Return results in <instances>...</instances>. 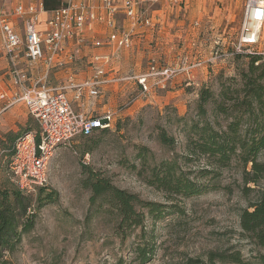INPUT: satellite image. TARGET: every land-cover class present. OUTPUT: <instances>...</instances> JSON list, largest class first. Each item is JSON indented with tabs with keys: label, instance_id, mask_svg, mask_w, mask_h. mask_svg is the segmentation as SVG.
I'll return each instance as SVG.
<instances>
[{
	"label": "rangeland",
	"instance_id": "374dc122",
	"mask_svg": "<svg viewBox=\"0 0 264 264\" xmlns=\"http://www.w3.org/2000/svg\"><path fill=\"white\" fill-rule=\"evenodd\" d=\"M167 2H149V11L178 7ZM245 2L190 0V8L183 12L185 21L187 25L191 21L199 24H192L190 33L186 31L176 38L181 52L195 55L198 51L209 59V43L214 40L219 44L212 45L221 52H231L242 26ZM193 3L196 13L189 18ZM192 36L199 42L207 41V46L197 45L193 49L189 41ZM249 61V54L240 53L207 62L191 79L186 77V84L189 81L198 84L185 87L190 95L177 105L154 98L152 103L141 101L130 107L131 96H126L117 109L125 104L127 107L112 129L58 147L50 158L46 183V191L57 192L58 199L41 207L34 204L36 226L23 235L17 251L7 254L8 264H141L138 248L153 251L151 260L145 264H239L222 261L220 256L235 251L249 264H264V246L256 245L240 226L241 212L256 202L264 189V179L258 184L247 183L238 157L221 167L202 154L191 155L189 150L190 138L194 137L192 123L203 122L204 118L214 120L209 105L207 117L197 114L200 89L207 87L218 94L223 83L242 86L243 76L249 73ZM236 95L233 93L232 97ZM184 116L186 120L182 119ZM215 118L217 126L222 128L232 119L228 114H218ZM32 125L34 129L39 127L37 120ZM163 131L173 143L163 144L160 139ZM87 153L89 157L85 158ZM259 157L264 161V153ZM168 162L179 166L206 191L183 196L152 185ZM84 166L143 200L169 208L154 216L145 209L144 230L138 229L124 240L117 231L116 214L91 207L92 192L83 184ZM32 194L36 199L35 192Z\"/></svg>",
	"mask_w": 264,
	"mask_h": 264
},
{
	"label": "built area",
	"instance_id": "2783aa9c",
	"mask_svg": "<svg viewBox=\"0 0 264 264\" xmlns=\"http://www.w3.org/2000/svg\"><path fill=\"white\" fill-rule=\"evenodd\" d=\"M182 6L187 0H171ZM242 26L237 42L231 52H221L219 41H210V57L205 59L198 51L193 54L181 52L173 63H167L158 55L150 56L148 70L141 74L118 76L106 70L115 67L120 54L132 47V33L126 28H117L120 13L132 25L157 26L160 14L147 17L139 0H101L98 7L92 0H67L59 8L47 11L43 4L16 5L6 10L0 3V57L10 62L6 70L10 90L3 92L1 100L9 107L18 102L27 105L30 115L38 121L39 129L23 133L14 145L15 157L10 163L13 180L26 193H33L38 186L46 185L49 161L58 147L71 144L82 136L92 135L98 129H112L127 107L108 109L103 114L90 111V102L99 98L108 86L123 81L135 80L141 87L140 95L129 100L131 106L137 98L148 99L155 88L166 89L170 82L194 75L195 71L224 57L239 53L259 55L264 58V0H246ZM47 17L43 19V14ZM24 20L23 31L15 21ZM199 21H195L197 26ZM114 29V34L104 39L89 38L91 30ZM93 44L97 48L110 47L106 54H91L92 78L78 82L75 74L57 87L50 85L53 70L71 69L83 59V49ZM205 43V45H204ZM207 41H200L206 47ZM202 44V45H201ZM257 61L256 64H259ZM107 65V66H106ZM38 72V74L36 73ZM190 81L187 85H191ZM74 92L76 108L68 97ZM87 97V98H86ZM89 157V153L85 158Z\"/></svg>",
	"mask_w": 264,
	"mask_h": 264
},
{
	"label": "trees",
	"instance_id": "16d2710c",
	"mask_svg": "<svg viewBox=\"0 0 264 264\" xmlns=\"http://www.w3.org/2000/svg\"><path fill=\"white\" fill-rule=\"evenodd\" d=\"M249 57V73L243 76L242 86L223 83L218 94L207 87L200 89L197 114L207 117L209 105L214 120L204 118L203 122L197 120L192 123L190 129L194 137L190 138L189 150L191 155L202 154L221 167L228 166L238 157L244 166L246 182L258 184L264 179V161L259 157L264 153V62L256 64L262 60L259 55ZM233 93H237L236 97H232ZM229 99L233 101L230 102ZM218 114L232 117L226 127L217 126L215 117ZM182 119L186 120L187 117ZM32 122H29L18 137L8 133L7 141L0 140V264H8L7 254L17 251L23 242V235L34 230L37 219V213L32 209L34 204L41 207L56 201L59 196L57 192H47L44 185L36 188L34 199L32 193L24 192L13 180L10 163L15 157L14 145L23 133L34 130ZM98 131L108 129H98L92 135L82 137L91 138ZM160 139L165 145L174 142L165 131L161 132ZM142 154L147 156L146 152ZM164 165L166 167L162 170L163 174L156 176L152 185L183 196L206 191L202 184L193 181L179 166L172 162ZM83 173V184L92 192L91 207L97 211L115 213L117 231L124 240L136 230H144L145 209L148 215L154 216L169 208L143 200L137 194L117 187L111 180L88 170L86 166ZM240 217L244 235L256 245L264 246V189L256 202L244 208ZM137 251L141 264L151 260L153 251L146 248H138ZM220 256L222 261L249 264L242 260L239 251L231 254L224 252Z\"/></svg>",
	"mask_w": 264,
	"mask_h": 264
},
{
	"label": "crops",
	"instance_id": "0c3cea01",
	"mask_svg": "<svg viewBox=\"0 0 264 264\" xmlns=\"http://www.w3.org/2000/svg\"><path fill=\"white\" fill-rule=\"evenodd\" d=\"M67 0H0V3L5 7L6 10H12L16 5L22 4L25 6H30V4L45 6L47 11L52 9L59 8ZM96 6H101V0H92ZM121 1V0H117ZM141 2V8L145 12L146 16L155 17L160 14V19L158 20L157 26H142V25H132L131 21L125 17L124 14L120 13L117 17V28H126L132 33V42L133 45L130 49L124 50L120 54V60L117 61L115 67H106V70L112 72L118 76H128L144 73L148 70V64L150 56L162 54L161 59L167 63H173L178 55L181 53L180 46L178 47L176 42L177 39L181 37L186 31L190 33L193 30L192 24L190 22L187 25L185 21L184 13L189 9L190 0H187L185 6H179L175 9H164V8H153L149 11V2L155 3L159 0H139ZM171 0L167 2V5L170 6ZM149 5V6H148ZM164 5V4H163ZM192 9L189 12V18L193 17L196 13V8L194 3ZM182 10V11H181ZM184 10V11H183ZM43 19L47 17V13L43 14ZM182 16V18L180 17ZM15 23L18 24L21 31H23L24 20L17 19ZM188 26V27H187ZM98 29H93L89 33V38L104 39L107 35L114 34L116 31L114 29H101L100 26H97ZM190 34L187 35V37ZM195 36V35H194ZM192 36L190 38V47L193 49L196 46H200V42ZM186 37V39H187ZM202 45V44H201ZM202 47V46H200ZM111 48L105 46L104 48H97L90 42V46L83 49V59L76 62L72 65L71 69H62V70H53L50 73V85L52 87H57L63 82H67V78L71 74H75L76 80L78 82H85L92 78L94 74L93 66L90 65L89 57L91 54H106L111 52ZM180 50V51H179ZM10 62L5 56L0 57V95L3 92H8L9 95L13 94V90H10L9 78L6 76V70L9 68ZM107 66V65H106ZM38 74V72H36ZM205 75L207 73L203 71ZM194 77V76H193ZM187 78L185 76L180 77L173 82H170L166 89H157L151 93V96L148 99L142 97L137 98L135 103L130 107L137 106L141 101H146L152 103V99L157 98L159 101L173 102L176 105L182 103V99L189 97L190 93L185 89L189 85L186 84ZM185 82V85H184ZM198 82H195L191 85H196ZM198 89L195 90L194 94ZM141 87L138 85L135 80L123 81L118 85L108 86L103 90V93L99 98L90 102L89 99H86V102L90 104V111L96 114H103L108 109L115 110L117 109V104L122 101L126 96H131V99L140 95ZM197 94L195 95V97ZM68 97L72 101V104L76 108H80V104L74 102V92L69 91ZM87 98V97H86ZM5 100L0 99V140L7 141L6 134L11 133L15 136H19L22 132V127H26L30 121H34L28 110L27 105L24 102H18L9 107L5 106ZM131 109V108H130ZM1 154V147H0ZM2 159V158H1Z\"/></svg>",
	"mask_w": 264,
	"mask_h": 264
}]
</instances>
